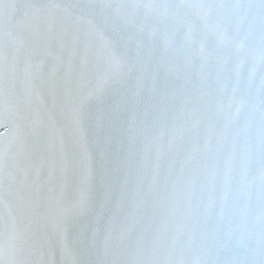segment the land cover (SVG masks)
Returning a JSON list of instances; mask_svg holds the SVG:
<instances>
[{"label": "snow or ice", "instance_id": "obj_1", "mask_svg": "<svg viewBox=\"0 0 264 264\" xmlns=\"http://www.w3.org/2000/svg\"><path fill=\"white\" fill-rule=\"evenodd\" d=\"M0 264H264V0H0Z\"/></svg>", "mask_w": 264, "mask_h": 264}]
</instances>
